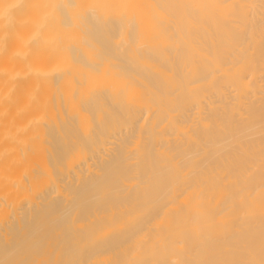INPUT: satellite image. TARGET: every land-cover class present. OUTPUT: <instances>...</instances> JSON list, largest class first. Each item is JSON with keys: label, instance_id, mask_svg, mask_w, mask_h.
<instances>
[{"label": "bare ground", "instance_id": "obj_1", "mask_svg": "<svg viewBox=\"0 0 264 264\" xmlns=\"http://www.w3.org/2000/svg\"><path fill=\"white\" fill-rule=\"evenodd\" d=\"M0 264H264V0H0Z\"/></svg>", "mask_w": 264, "mask_h": 264}]
</instances>
